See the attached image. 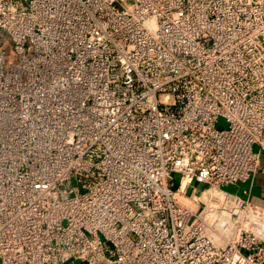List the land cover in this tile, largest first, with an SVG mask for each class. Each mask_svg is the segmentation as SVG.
I'll use <instances>...</instances> for the list:
<instances>
[{"label":"built area","instance_id":"1","mask_svg":"<svg viewBox=\"0 0 264 264\" xmlns=\"http://www.w3.org/2000/svg\"><path fill=\"white\" fill-rule=\"evenodd\" d=\"M263 156L264 0H0V264H264Z\"/></svg>","mask_w":264,"mask_h":264},{"label":"crops","instance_id":"2","mask_svg":"<svg viewBox=\"0 0 264 264\" xmlns=\"http://www.w3.org/2000/svg\"><path fill=\"white\" fill-rule=\"evenodd\" d=\"M261 165L264 168V156L261 158ZM228 191L236 195H245L252 202L264 208V170L256 172L248 182L228 188ZM210 236L221 245L222 242L216 236Z\"/></svg>","mask_w":264,"mask_h":264},{"label":"rangeland","instance_id":"3","mask_svg":"<svg viewBox=\"0 0 264 264\" xmlns=\"http://www.w3.org/2000/svg\"><path fill=\"white\" fill-rule=\"evenodd\" d=\"M199 189H200L201 191H203V190H204V186L200 185V186H199Z\"/></svg>","mask_w":264,"mask_h":264}]
</instances>
